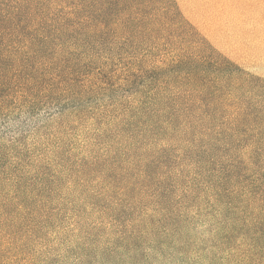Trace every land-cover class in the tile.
I'll return each mask as SVG.
<instances>
[{"label":"trees","instance_id":"16d2710c","mask_svg":"<svg viewBox=\"0 0 264 264\" xmlns=\"http://www.w3.org/2000/svg\"><path fill=\"white\" fill-rule=\"evenodd\" d=\"M160 32L177 45L175 60L159 61L173 67L174 79L149 80L129 98L92 112L79 106L122 69L115 64L105 76L107 65L96 67L105 52L103 40L113 37L125 43ZM246 38L250 47L264 45V0H0V112H12L9 107L33 112L40 99L76 97L68 113L62 109L56 116L72 122L59 121L62 136L53 134L26 170L57 167L58 162L49 161L52 153L76 157L82 170L101 163L103 174L118 170L150 181L156 195L166 181L167 190L184 185V193L199 201L204 198L211 207L231 194L221 186L232 180L235 166L222 167L215 164V156L209 158L223 133L215 132L213 142L205 139L211 132L201 126L211 123L213 114L202 109L212 105L216 113L231 107L233 93L251 85V73L235 67L246 60L234 59ZM222 40L225 50L217 53ZM122 70L121 84L133 76L129 65ZM171 103L175 107L168 108ZM229 131L236 132L235 126ZM45 156L49 159L41 162ZM151 166L163 173L150 176ZM21 168L15 162L4 173L12 189L26 179ZM112 178L117 177L107 175ZM114 182L105 181L102 193L113 189ZM21 191L17 187L15 200L0 203L6 215L0 222L4 241L13 228L21 232L35 225L39 206L18 201Z\"/></svg>","mask_w":264,"mask_h":264},{"label":"rangeland","instance_id":"374dc122","mask_svg":"<svg viewBox=\"0 0 264 264\" xmlns=\"http://www.w3.org/2000/svg\"><path fill=\"white\" fill-rule=\"evenodd\" d=\"M168 38L160 32L125 43L113 37L103 40L105 52L96 67L107 65L104 75L110 76L115 64L122 69L129 65L133 76L121 84L124 70L118 69L103 90L88 93L79 106L92 112L129 98L149 80L174 79L173 67L159 63L161 57L167 63L177 57V45ZM250 41H242L234 59L246 60L235 67L251 73V85L233 93L231 107L216 113L212 105L202 109L213 114L211 123L201 126L211 132L205 139L213 142L215 132L223 133L209 158L215 156V164L222 167L235 166L232 180L221 186L231 194L211 207L204 198L199 201L184 193V185L167 190L170 181H166L156 195L150 181L118 170L105 171L117 177L107 179L103 164L82 170L76 157L52 153L51 159L45 156L41 162L47 157L58 162L57 167L26 170L51 136L61 134L59 121L72 122L56 116L62 109L68 113L77 104L76 97L40 99L33 112L12 107L10 113L1 111L0 203L15 200L20 187L23 194L18 201L36 202L39 208L32 228L21 232L13 228L5 241L0 237V264H264V45L252 48L247 45ZM218 44L217 53L225 50L223 40ZM172 107L175 104L168 108ZM230 126L236 132H230ZM15 162L24 168L26 179L12 189L4 173ZM162 173L154 166L147 170L152 177ZM114 179V188L102 193L105 181ZM5 218L0 208V222Z\"/></svg>","mask_w":264,"mask_h":264}]
</instances>
